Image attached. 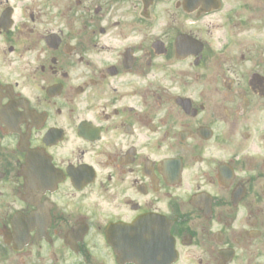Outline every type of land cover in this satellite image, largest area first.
<instances>
[{"label":"flooded vegetation","instance_id":"flooded-vegetation-1","mask_svg":"<svg viewBox=\"0 0 264 264\" xmlns=\"http://www.w3.org/2000/svg\"><path fill=\"white\" fill-rule=\"evenodd\" d=\"M163 258L264 264V0H0V264Z\"/></svg>","mask_w":264,"mask_h":264},{"label":"water","instance_id":"water-1","mask_svg":"<svg viewBox=\"0 0 264 264\" xmlns=\"http://www.w3.org/2000/svg\"><path fill=\"white\" fill-rule=\"evenodd\" d=\"M153 254H154V255L157 254L158 256H159V255L166 256L167 253H166V252L163 253V252H161V251H157V252H155V253H152V255H153ZM163 260H164L163 262H159L158 264H167V263L169 262V261H168L167 259H165V258H163Z\"/></svg>","mask_w":264,"mask_h":264}]
</instances>
